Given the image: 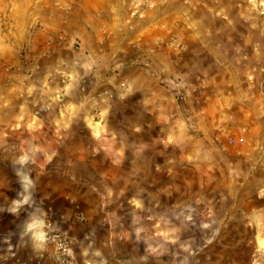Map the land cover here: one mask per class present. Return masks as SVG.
<instances>
[{
    "label": "crops",
    "instance_id": "1",
    "mask_svg": "<svg viewBox=\"0 0 264 264\" xmlns=\"http://www.w3.org/2000/svg\"><path fill=\"white\" fill-rule=\"evenodd\" d=\"M70 7L0 0L3 264H54L48 224L71 238L78 264H236L229 237L189 241L182 220L187 198L204 200L214 77L156 49L153 24H128L123 0H89L87 15ZM28 45L30 74L19 70ZM157 71L187 86L184 103ZM37 104L52 111L35 115Z\"/></svg>",
    "mask_w": 264,
    "mask_h": 264
},
{
    "label": "rangeland",
    "instance_id": "2",
    "mask_svg": "<svg viewBox=\"0 0 264 264\" xmlns=\"http://www.w3.org/2000/svg\"><path fill=\"white\" fill-rule=\"evenodd\" d=\"M71 1L70 9L77 13L79 7L87 15L89 0ZM123 5L128 24H140L141 31L153 24L156 49L184 56L186 66L211 74L219 88L212 114L203 118L206 127L212 120L201 144L211 167L200 189L208 196L203 195L204 202L187 198L182 208L188 240L229 237L228 253L236 264H246L247 246L252 248L250 264H264V0H123ZM29 47L21 49L19 68L28 74L35 65ZM50 111V105L37 104L33 113ZM213 208L217 217L208 214ZM172 219L180 221L179 216ZM200 224L205 229L216 224L220 230L194 232Z\"/></svg>",
    "mask_w": 264,
    "mask_h": 264
},
{
    "label": "built area",
    "instance_id": "3",
    "mask_svg": "<svg viewBox=\"0 0 264 264\" xmlns=\"http://www.w3.org/2000/svg\"><path fill=\"white\" fill-rule=\"evenodd\" d=\"M155 75L179 103L186 101V88L179 78L173 75L167 76L163 71H157ZM44 240L51 248L48 257L54 264H78L72 252L71 238L65 232L48 224Z\"/></svg>",
    "mask_w": 264,
    "mask_h": 264
}]
</instances>
